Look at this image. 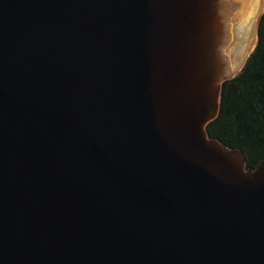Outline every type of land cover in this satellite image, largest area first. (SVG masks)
<instances>
[{
  "label": "water",
  "instance_id": "water-1",
  "mask_svg": "<svg viewBox=\"0 0 264 264\" xmlns=\"http://www.w3.org/2000/svg\"><path fill=\"white\" fill-rule=\"evenodd\" d=\"M263 12L0 0V264H264V159L207 131Z\"/></svg>",
  "mask_w": 264,
  "mask_h": 264
},
{
  "label": "trees",
  "instance_id": "trees-1",
  "mask_svg": "<svg viewBox=\"0 0 264 264\" xmlns=\"http://www.w3.org/2000/svg\"><path fill=\"white\" fill-rule=\"evenodd\" d=\"M257 36L242 71L224 82L220 113L207 127L210 137L245 154L247 169L264 159V13Z\"/></svg>",
  "mask_w": 264,
  "mask_h": 264
},
{
  "label": "rangeland",
  "instance_id": "rangeland-1",
  "mask_svg": "<svg viewBox=\"0 0 264 264\" xmlns=\"http://www.w3.org/2000/svg\"><path fill=\"white\" fill-rule=\"evenodd\" d=\"M263 13H264V12H263ZM256 43H257V40H256ZM255 45H256V44H255ZM254 47H255V46H254ZM254 47L252 48L251 52L254 50ZM251 52H250V53H251Z\"/></svg>",
  "mask_w": 264,
  "mask_h": 264
}]
</instances>
